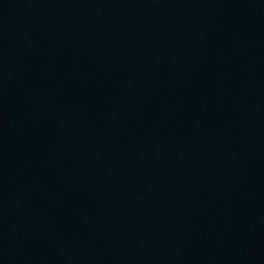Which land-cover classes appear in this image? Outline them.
<instances>
[{"label":"water","instance_id":"obj_1","mask_svg":"<svg viewBox=\"0 0 264 264\" xmlns=\"http://www.w3.org/2000/svg\"><path fill=\"white\" fill-rule=\"evenodd\" d=\"M0 264H264V0H0Z\"/></svg>","mask_w":264,"mask_h":264}]
</instances>
